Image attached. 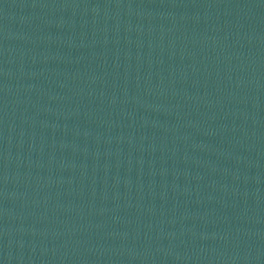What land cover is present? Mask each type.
I'll use <instances>...</instances> for the list:
<instances>
[{
    "label": "water",
    "instance_id": "95a60500",
    "mask_svg": "<svg viewBox=\"0 0 264 264\" xmlns=\"http://www.w3.org/2000/svg\"><path fill=\"white\" fill-rule=\"evenodd\" d=\"M0 264H264V0H0Z\"/></svg>",
    "mask_w": 264,
    "mask_h": 264
}]
</instances>
